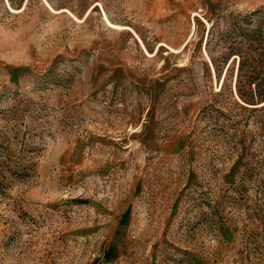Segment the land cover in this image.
<instances>
[{
	"label": "rangeland",
	"instance_id": "1",
	"mask_svg": "<svg viewBox=\"0 0 264 264\" xmlns=\"http://www.w3.org/2000/svg\"><path fill=\"white\" fill-rule=\"evenodd\" d=\"M0 264H264V0H0Z\"/></svg>",
	"mask_w": 264,
	"mask_h": 264
}]
</instances>
